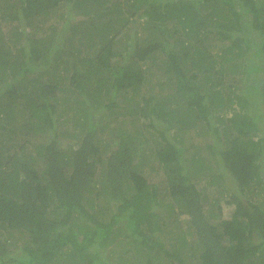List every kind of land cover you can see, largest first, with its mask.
I'll return each instance as SVG.
<instances>
[{"label":"trees","instance_id":"1","mask_svg":"<svg viewBox=\"0 0 264 264\" xmlns=\"http://www.w3.org/2000/svg\"><path fill=\"white\" fill-rule=\"evenodd\" d=\"M52 15L57 20L46 25ZM141 17V33L129 35ZM2 20L18 23L6 34ZM0 23V264H106L102 247L120 229L137 247L187 264L178 250L189 247L184 232L172 248L152 237L164 224L160 190L189 215L201 264H264V0H0ZM81 53L88 71L73 61ZM158 64L164 71L147 77ZM86 74L96 89L84 84ZM66 80L94 97L82 100L75 148L59 145ZM130 87L124 100L137 103L119 114L127 120L134 112V129L95 121L99 91L112 94L101 108L111 109L113 93ZM174 122L198 133L207 126L216 140L205 147L218 171L211 175L210 161L188 156L181 135L170 137ZM108 128L111 137L101 138ZM40 133L46 140L35 138ZM148 146L159 159L152 171L165 169L166 178L150 181L135 169ZM210 185L234 206L227 216L219 197L208 199Z\"/></svg>","mask_w":264,"mask_h":264},{"label":"rangeland","instance_id":"2","mask_svg":"<svg viewBox=\"0 0 264 264\" xmlns=\"http://www.w3.org/2000/svg\"><path fill=\"white\" fill-rule=\"evenodd\" d=\"M57 20L56 15H52L50 20H47V24H50L52 21ZM145 23V17H141L140 20L138 22H134L131 23V25L129 26L127 32H129V35L133 36L134 33L136 31L139 32V34L141 33V27L137 26L138 23ZM2 25H1V29L2 31H4L6 34L9 33V29H11L14 24L18 23V22H7L2 20L1 21ZM0 23V24H1ZM62 26V22L59 21V24L57 23V27L60 28ZM46 31L43 32V36H45L47 34ZM49 33V32H48ZM83 30L79 29L78 30V34L82 35ZM49 35L51 36V33H49ZM7 36V35H6ZM8 38V36L6 37V39ZM143 43L140 41L139 44H137L138 46H141ZM8 45H13V43L11 41H7L6 42V46ZM14 48V47H13ZM12 49V47H11ZM136 52V48H133V50L130 52V55H134V53ZM83 54L87 53H81L79 57H75L73 58V61L75 60L78 64V66L82 69L83 67L81 65L82 62L86 61L85 59L82 61V56ZM88 56H91L90 53H88ZM133 60L130 57L128 59H126V61H130ZM88 62H85L84 68L85 70L83 71H88ZM162 68V72L164 71V65L163 64H158L156 67H154L151 72H149L147 74V77L152 76L151 73L155 72L157 69L160 72V69ZM160 74V75H159ZM157 75H155V77H151L149 79L151 80H159V78L161 77L162 74L164 73H159ZM46 77H48V75H46ZM65 79L67 78V76L64 74ZM90 77L86 76L84 77V84L86 86H90L92 89L95 88L97 86L94 85V83L92 82L91 84V79H89ZM70 79V78H69ZM95 79V78H94ZM148 79V80H149ZM161 79V78H160ZM67 86L70 85L69 84V80L65 81ZM146 84L150 85L149 82H146ZM66 89L69 88V86ZM72 89H67V90H60L59 94L61 97H69L70 100H68V102H59V110L61 114V120L64 121L63 123H61L58 127L59 133H60V138L59 139V145L63 146V145H68V147L71 148H75V146H77V144L79 143L78 140L81 141L82 139V135H81V125L76 124L77 119L80 118V116L82 115V112L85 111V109H87V105L84 104L82 102V100H94V97H92L91 95H86L85 94H79V91L77 89H75L73 86H70ZM134 87H130L128 89V91L126 92L125 90H120L118 91V93H113V96L115 97V101L118 103L115 107H111L110 108H103V105L106 104L109 100L110 97L112 96L111 93H106L105 89H103L102 91H99V93L101 92L100 95H97L96 97H98V104L94 105V114L95 116V121L99 122V124H103L104 122H108L110 124L111 128L114 124L117 125V127L123 126L125 129L128 127H131L130 129H134L135 126L138 124V121H136L135 118V114L133 112V115H131L130 113L127 114V120H123L122 117L120 116V112H125L132 109V105H134L135 102L134 100L130 103H126V101L124 100V98L128 95H131L134 90ZM146 88L144 86V84H142L140 86V88L138 90H136V101H142V94L146 92ZM75 92V93H74ZM98 93V94H99ZM126 93H128L126 95ZM78 96V99L77 97ZM80 99V100H79ZM123 105H125V109L122 107ZM227 111L231 114L232 113V108H228L227 106ZM96 110V111H95ZM112 110H116V113H110ZM118 115V116H117ZM22 118H20V121L22 122ZM18 119L16 120L17 125H20V122ZM123 121H126L125 123H122ZM129 121L131 122V124H129ZM141 121H146V119L142 118ZM174 125L176 126V130L175 131H169V135L171 138H173V136L178 133L179 135H181L184 139L185 142H187L188 146L190 147L189 151L187 152L188 156H191L193 153H196L198 156H202L203 158H205L207 160V162L210 161V165L212 166V170L210 171L211 175L212 172L215 173L216 171L219 170V165L216 163V160H214V154L212 153L211 148H206L205 145L207 144V142H214L216 139L215 137H213V135L211 134V132L209 131V129L207 128V126L205 125L204 128L201 130L200 133L197 132L196 127H190L191 129H189L187 131V129H184V126H182V124H178L176 122H174ZM159 126L165 127L166 123L164 122H160ZM105 130V132H99V136L101 138H108L111 137V132L110 129ZM264 131V129H263ZM116 135V136H115ZM113 136H115V140H117L119 138V136L117 134H113ZM47 134H39L37 136H35V138H39L40 140H46ZM6 140V139H5ZM196 142H195V141ZM163 143H165V141H162ZM191 142H195V146L192 147ZM200 143V145H199ZM157 147V146H156ZM153 155V156H152ZM156 154H152L151 150L148 149L145 151V153L143 152V154L137 156L135 158V169L138 171H142L143 173H148L150 174V177L148 176V178L150 179V181H155V180H160V178H166V173H164L165 169H160V173H158V171H152L154 168H156V163L158 162V157L155 156ZM154 168H152V166ZM162 168V167H160ZM208 171V170H207ZM130 183L132 184V181L130 180ZM199 183V182H198ZM206 184L205 181H202L199 184V187L204 186ZM233 185V184H231ZM236 186L234 185L232 188L234 189ZM222 188L221 187H216L214 185H210L206 190L209 193V197L208 199L211 200L213 197H219V199H221V205H222V209H223V217L227 216L228 212L230 210L233 209V205H228L224 203V199L225 196L227 194H222L220 193ZM230 193V192H229ZM247 197H245L244 200H247L248 197L250 196L249 194L246 195ZM255 197L259 198L257 195H253L252 199H255ZM103 198L104 195H103ZM159 198L161 200V202L163 203L162 206L159 207L158 212L162 213V216H160L163 219L164 224L162 225L163 229H159L158 231H156L152 237L156 238L157 237L159 239H161V241L165 244V246L167 247H171V244L173 241L178 242L179 237L181 235L182 232L185 233L186 238H188V243H189V247H182L180 246V248L178 249L182 254H184V256H186V260L189 262L187 264H201V258H200V253L202 250V246L198 243L195 242V234L192 233V229L189 227V215L187 213H185L184 209H181L180 206L178 205V202L175 200V198L172 200V204H176V207L178 206V209L180 211H183L182 213H178V209L175 208L174 210L172 209V206H169V201L164 193L163 190H160L159 193ZM212 201V200H211ZM108 206V205H106ZM205 208H207L208 210L211 208L213 211L214 205L211 204L210 202L206 203ZM105 211V216L103 215V217H109L111 214V210L109 209V207L103 208ZM173 212H172V211ZM214 210H216L215 212H218V210L216 209V207L214 208ZM99 213L101 214V211H99ZM169 213L171 214L169 216ZM99 215V214H98ZM164 216H169L166 217L167 219H164ZM178 216V217H177ZM218 218L214 217L213 219ZM131 230V228L128 229V231ZM116 232V233H115ZM114 234H118L120 237L116 242L113 243H107L105 246L106 247H102L103 251L105 253V258H106V264H117L119 257L121 255H125L127 257H129V264H148V262H150L149 264H180L179 261H174V260H169L168 257H166L162 252L161 249L157 248L156 251H154L153 253L148 252V249L139 245L138 247L136 246L135 243L136 240L133 239V237H135L134 235H132L131 237L127 238V231L125 229L123 230H118L115 231ZM175 240H174V239ZM178 239V240H177ZM126 246L130 247L126 250ZM14 248V247H12ZM172 248V247H171ZM105 249V250H104ZM93 251H95L93 249ZM19 252V251H18ZM151 253V254H150ZM124 261H127V259H124Z\"/></svg>","mask_w":264,"mask_h":264}]
</instances>
